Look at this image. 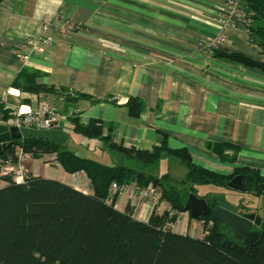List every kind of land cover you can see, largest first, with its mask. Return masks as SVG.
I'll list each match as a JSON object with an SVG mask.
<instances>
[{
    "label": "crops",
    "instance_id": "1",
    "mask_svg": "<svg viewBox=\"0 0 264 264\" xmlns=\"http://www.w3.org/2000/svg\"><path fill=\"white\" fill-rule=\"evenodd\" d=\"M224 2L0 0V99H7L3 106L35 111L44 105L55 111L71 152L103 165L117 166L119 153L109 147L111 142L150 152L165 144L170 150H185L196 166L213 173L230 176L244 170L264 179V70L218 56L238 54L263 63L264 13L253 10L250 33L221 27ZM59 14L63 18L43 33V19ZM220 33L227 38L223 48L210 53L199 47V41ZM45 37L52 42L43 44ZM23 70L37 72L35 84L54 92L13 88ZM130 98L142 103L136 116L128 110ZM92 120L103 124L100 138L73 131L75 124L87 126ZM130 161L141 163L124 156V165L133 170ZM141 164L144 171L139 172L156 181L167 177L169 181H161L164 187L170 183L166 188L179 186L188 172L177 157L166 153L155 164ZM150 165L159 167L149 171ZM171 165L176 173L168 169ZM24 166L31 177L57 181L85 195L94 193L84 173H66L54 155H26ZM246 177L244 191L226 188L236 195L206 190L213 185L194 186L193 194L264 220V195L251 192L253 180ZM113 202L120 212L128 205L125 195ZM151 212L149 204L139 201L134 213L146 223ZM187 214V225L201 230L195 238H202L203 227H196L198 221ZM179 230L187 235L183 227Z\"/></svg>",
    "mask_w": 264,
    "mask_h": 264
},
{
    "label": "trees",
    "instance_id": "2",
    "mask_svg": "<svg viewBox=\"0 0 264 264\" xmlns=\"http://www.w3.org/2000/svg\"><path fill=\"white\" fill-rule=\"evenodd\" d=\"M251 8L264 13V0H253ZM264 70V62L256 63L238 54L218 55ZM37 72L21 71L14 79L13 88L21 92H54L35 84ZM65 94V93H64ZM68 101L74 98L65 96ZM127 107L131 115L142 111V103L130 98ZM16 111L0 104V123L9 124ZM103 124L92 120L87 126L75 124L73 131L86 138H100ZM109 139V138H106ZM19 146L25 155L41 157L54 155L55 162L68 174L82 172L93 188V195H85L73 188L50 179L31 177L25 183L8 182L0 187V264H264V236L247 250L238 251L223 244L217 235L213 210L218 203L207 201L211 207L204 222L205 235L195 238L164 229L166 222L176 220L175 213L186 212L184 205L194 186L213 185L227 188L235 176L243 174L253 180L251 192L264 195V179L239 170L230 176L219 175L196 166L185 150H170L165 144L150 151L126 149L112 142L109 147L125 157H133L144 164H155L166 153L177 157L187 168L182 193L174 185L166 188L156 181L161 202L168 204L159 214L151 212L148 222L133 217L127 205L125 211L114 208L117 197L109 194L112 182L135 183L150 188L156 177L133 169L109 166L80 157L66 150V145L52 144L47 140L21 139L0 158H14ZM179 185V186H180ZM188 185L189 187L187 188ZM174 213L170 216V214ZM212 221V227L207 223Z\"/></svg>",
    "mask_w": 264,
    "mask_h": 264
},
{
    "label": "built area",
    "instance_id": "3",
    "mask_svg": "<svg viewBox=\"0 0 264 264\" xmlns=\"http://www.w3.org/2000/svg\"><path fill=\"white\" fill-rule=\"evenodd\" d=\"M253 0H225L224 8L225 12L218 18V24L221 27H230L233 29L241 28L246 33H250V27L252 24L255 12L249 6ZM62 19L59 14L55 18H44L41 24V31L45 33L48 31L53 21ZM52 42L50 37H45L42 40L43 44H49ZM227 43V38L223 33L218 34L215 37L207 38L198 42L199 47L207 52H214L223 48ZM7 102L6 97L0 99V103ZM60 123V116L53 110L46 106H41L35 111H23L21 108L16 110L14 118L7 125L21 128H29L36 131H47L54 128H58ZM14 158L8 157L6 159L0 158V187L7 185L8 182L25 183L28 178V172L24 166V160L26 155L22 152L19 146L14 148ZM110 196L116 194L117 196L125 195L127 198V204L133 211V217L138 219L139 215H135L138 202L149 204L152 211L161 213L163 209H169L168 204L161 202V192L157 188H142L135 183L118 184L112 182L109 188ZM174 213L171 212L170 216ZM176 220L174 222H166L164 229L174 231L178 229L179 225L183 221V218L187 212L175 213ZM198 225L204 227L203 221H198ZM213 222L207 223L208 227L213 226Z\"/></svg>",
    "mask_w": 264,
    "mask_h": 264
},
{
    "label": "water",
    "instance_id": "4",
    "mask_svg": "<svg viewBox=\"0 0 264 264\" xmlns=\"http://www.w3.org/2000/svg\"><path fill=\"white\" fill-rule=\"evenodd\" d=\"M21 139L47 140L60 146L66 145L67 142V136L58 128L36 131L0 124V156L13 146L14 141ZM117 166L120 172L121 167L124 166V155H117ZM246 180V176L237 175L227 183V188L244 191ZM152 187L156 188V180ZM184 210L195 220L211 214V207L206 201L193 193L188 195ZM213 218L217 235L223 237V244L229 248L238 251L250 249L264 236V220L257 214L239 215L221 206H216L213 210Z\"/></svg>",
    "mask_w": 264,
    "mask_h": 264
},
{
    "label": "rangeland",
    "instance_id": "5",
    "mask_svg": "<svg viewBox=\"0 0 264 264\" xmlns=\"http://www.w3.org/2000/svg\"><path fill=\"white\" fill-rule=\"evenodd\" d=\"M66 148L69 150V151H72L73 150V148H72V145L70 144V143H68L67 145H66ZM129 164H131V167L132 168H134V169H136L137 171H144V166L141 164V163H136V162H128ZM166 166V165H165ZM158 167H159V165L158 166H154V165H150L149 167H147V170H149V171H157V169H158ZM167 167V166H166ZM168 169H170V171H172V173H173V171L176 173L177 172V169L176 168H174L173 167V165H171V166H168ZM177 177H179V176H177ZM177 179H181V178H177ZM170 183H166L165 184V187H168V185H169ZM171 185H173V184H171ZM180 185V184H179ZM175 188H176V190L178 191V192H180V193H182V188H183V186L182 185H180V186H177V185H175ZM204 188H206V187H203L202 189H201V191L204 189ZM206 190H208V191H214V190H217V191H219L220 193H226V194H233V195H236V194H238V193H236L235 191H230L229 189H226V188H215V187H213V186H208V188H206ZM205 190V191H206ZM229 192H231V193H229ZM252 199L253 200H255L254 199V197H252ZM260 201H261V209L262 210H264V197H262V198H260ZM255 202V201H254ZM188 214H186L185 215V217L183 218V221L181 222V224L179 225V228H181V227H183L184 229H185V234H187V235H189V236H192V237H195V236H200V234H201V230H194L190 225H187V220L190 218L189 216H187ZM191 219V218H190ZM195 226L197 227V226H199L198 228H200L201 229V227L202 226H200V225H198V224H195ZM179 228L178 229H174V232H176V233H179L180 232V230H179Z\"/></svg>",
    "mask_w": 264,
    "mask_h": 264
},
{
    "label": "flooded vegetation",
    "instance_id": "6",
    "mask_svg": "<svg viewBox=\"0 0 264 264\" xmlns=\"http://www.w3.org/2000/svg\"><path fill=\"white\" fill-rule=\"evenodd\" d=\"M248 180V179H247ZM247 182V181H246ZM246 182H245V184H246Z\"/></svg>",
    "mask_w": 264,
    "mask_h": 264
}]
</instances>
